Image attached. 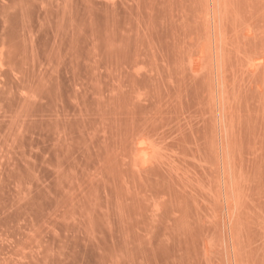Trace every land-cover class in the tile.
Wrapping results in <instances>:
<instances>
[{
  "label": "rangeland",
  "instance_id": "1",
  "mask_svg": "<svg viewBox=\"0 0 264 264\" xmlns=\"http://www.w3.org/2000/svg\"><path fill=\"white\" fill-rule=\"evenodd\" d=\"M0 264H264V0H0Z\"/></svg>",
  "mask_w": 264,
  "mask_h": 264
}]
</instances>
